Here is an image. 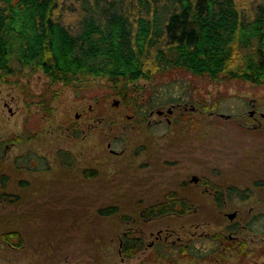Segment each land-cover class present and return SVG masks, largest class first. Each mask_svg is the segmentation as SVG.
I'll list each match as a JSON object with an SVG mask.
<instances>
[{
	"label": "rangeland",
	"instance_id": "1",
	"mask_svg": "<svg viewBox=\"0 0 264 264\" xmlns=\"http://www.w3.org/2000/svg\"><path fill=\"white\" fill-rule=\"evenodd\" d=\"M11 77L0 81V191L21 197L0 200V233L18 228L22 240L13 246L0 237V264H264V84L189 72L142 78L141 115L105 78L50 84L27 66ZM213 98L214 110L202 107ZM156 107L165 112L150 114ZM59 147L71 151L72 164ZM89 167L96 173L86 174ZM231 183L251 194L229 197ZM170 190L187 198L184 211L140 219L146 203ZM108 203L119 209L99 213ZM160 227L172 231L168 241L151 242ZM128 228L145 234V247L122 258L119 238ZM216 230L245 238L243 252L217 246L222 258ZM185 241L203 255H181Z\"/></svg>",
	"mask_w": 264,
	"mask_h": 264
},
{
	"label": "trees",
	"instance_id": "2",
	"mask_svg": "<svg viewBox=\"0 0 264 264\" xmlns=\"http://www.w3.org/2000/svg\"><path fill=\"white\" fill-rule=\"evenodd\" d=\"M25 66L43 70L50 84L84 86L105 78L141 115L142 78L189 72L213 81L235 78L264 84V0H0V81L12 80ZM217 104L213 98L202 107ZM58 153L65 163H73L69 150L59 147ZM84 171L95 174L96 168ZM218 191L222 202L223 191ZM226 191L229 197L251 194L249 186L233 183ZM177 202L187 206L185 196L169 191L165 201L151 204L146 213H167ZM118 209L114 203L97 208L101 214ZM258 214L263 219L264 211ZM227 226L236 228L237 222ZM14 232L5 234L9 238ZM211 236L222 258L224 249L217 246H237L243 252L246 245L245 238L223 230ZM123 238L124 249L134 251L129 243L140 237ZM178 251L183 256L202 254L192 243H180Z\"/></svg>",
	"mask_w": 264,
	"mask_h": 264
},
{
	"label": "flooded vegetation",
	"instance_id": "3",
	"mask_svg": "<svg viewBox=\"0 0 264 264\" xmlns=\"http://www.w3.org/2000/svg\"><path fill=\"white\" fill-rule=\"evenodd\" d=\"M178 105H180V103L178 104ZM173 109H174V105H173ZM154 112V111H153ZM152 112V113H153ZM165 112V111H164ZM255 111H254V109H253V112L252 113H254ZM149 113L150 114H152L150 111H149ZM1 144H2V141L0 140V147H2L1 146ZM6 144V143H5ZM62 148V147H61ZM63 149H65V150H69V149H67V148H65V147H63ZM70 151V150H69ZM71 152V151H70ZM16 159V158H15ZM18 159H19V157H18ZM39 159H45V162L47 163V168H49V164H50V162L48 161V159L46 158V156L45 155H41V156H39ZM34 161H35V159H34ZM37 162V161H36ZM16 164H17V162H16ZM20 164V163H19ZM34 165L33 166H35V167H39L38 166V164L37 163H33ZM37 165V166H36ZM0 167H1V165H0ZM40 168V167H39ZM219 190V188H216V196H217V192H219L218 191ZM221 190V189H220ZM170 191H172V190H170ZM176 191V193H178L177 192V190H175ZM167 193V192H166ZM166 193L163 195V197H161V198H158V199H155V200H153V201H151V202H149V203H146L141 209H140V219H147L148 217H153V216H156V215H161V214H163V213H166V212H163V213H160V214H150V213H146V211H147V208L151 205V204H154V203H156V202H161V201H165V196H166ZM223 193H224V190H223ZM7 195H9V197L11 196V197H16V200L17 199H20V197H21V194L17 191V192H14L13 194L11 193H9V194H7V192H6V190H1L0 191V200H2L3 198H5ZM12 199V198H11ZM14 200H15V198H14ZM165 208H167L168 207V205L167 206H165V205H163ZM156 206H154L153 208L154 209H156L155 208ZM169 207H171L170 209L171 210H169V211H173V210H178V211H184V207L182 206V204H180L179 202H177V203H174V204H172V205H170ZM143 218H142V217ZM137 219V217H131V218H128V220H136ZM131 227H133V225L131 226ZM130 229H132V228H130ZM234 229H236V228H234ZM15 230V232L13 233L14 234V236H15V239H14V241H12V239L11 238H13V234L11 233L10 234V238H7V235L5 234V232H6V230H3V231H1V233H0V237L2 238V240L3 241H7L8 240V242H10L13 246H17V243H19L18 242V240H20V242H21V240H22V238H21V231H20V229H18V228H15L14 229ZM163 229L160 227L159 229H157V231L154 233V230H151V232L152 233H154L155 234V236L153 237V239H152V241L151 242H154L155 240H161L162 238H164V236H165V239H166V241H168V235L170 234V233H172V231L169 229V228H167V230L165 231V233L163 234V231H162ZM124 234H131V236H136V237H140V239H138V240H141L142 241V245L141 246H139V247H137V241L138 240H134L133 242H130L129 243V245L131 244V247L132 248H134L133 250L134 251H132V252H128V251H126L125 249H124V246H123V242H124V238H123V236H124ZM163 235V236H162ZM234 236L235 238H240L241 240H242V238L243 237H241V236H239L237 233L236 234H231V236ZM144 237H145V234H143V233H131L130 232V230H129V228L128 229H124L123 230V232L121 233V235H120V238H119V251H120V253L122 254V258H124V257H126V256H131V255H135L136 253H138V252H141L143 249H144V247H145V244H144V242H145V239H144ZM175 239H177V238H175ZM154 240V241H153ZM172 241H173V239H172ZM176 241H174V243H175ZM161 243V242H160ZM185 244H189V243H191V241H185L184 242ZM137 247V248H136Z\"/></svg>",
	"mask_w": 264,
	"mask_h": 264
},
{
	"label": "water",
	"instance_id": "4",
	"mask_svg": "<svg viewBox=\"0 0 264 264\" xmlns=\"http://www.w3.org/2000/svg\"><path fill=\"white\" fill-rule=\"evenodd\" d=\"M118 100H119L118 98H115V99H114L115 102H118ZM155 110H156L157 112H159V113L165 111L164 107H156V108H152V109L150 110V112L152 113V112L155 111ZM172 110H173V105H169V106L167 107V111H172ZM252 112H253V109L251 110V113H252ZM222 114H224V112H222ZM262 114H264L263 111H262ZM227 115L229 116V115H231V113H227ZM193 177H194V178H197V175L194 174ZM235 213H236V210H233V211H230L228 214H229L230 216H233Z\"/></svg>",
	"mask_w": 264,
	"mask_h": 264
}]
</instances>
